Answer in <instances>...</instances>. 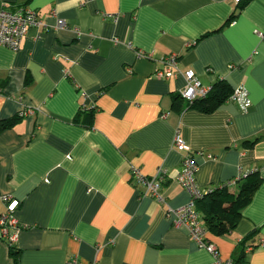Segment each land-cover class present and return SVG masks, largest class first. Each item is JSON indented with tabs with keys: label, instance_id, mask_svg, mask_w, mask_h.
<instances>
[{
	"label": "crops",
	"instance_id": "1",
	"mask_svg": "<svg viewBox=\"0 0 264 264\" xmlns=\"http://www.w3.org/2000/svg\"><path fill=\"white\" fill-rule=\"evenodd\" d=\"M1 4L36 11L41 21L18 50L0 46V123L14 119L0 131V214L2 197L18 202L22 230L12 248L19 264L211 263L167 213L189 201L173 180L185 155L172 146L176 134L196 163L200 190L258 172L235 228L206 230L205 239L224 260L252 244L244 263L264 264V0ZM57 20L66 28L57 29ZM171 54L203 86L219 79L245 88L250 108H189L178 98L181 75L155 77ZM159 168L170 177L163 202L143 194L132 175L151 177ZM0 264H14L3 239Z\"/></svg>",
	"mask_w": 264,
	"mask_h": 264
},
{
	"label": "built area",
	"instance_id": "2",
	"mask_svg": "<svg viewBox=\"0 0 264 264\" xmlns=\"http://www.w3.org/2000/svg\"><path fill=\"white\" fill-rule=\"evenodd\" d=\"M246 0H232L236 5ZM54 14V11H52ZM41 26L39 15L36 11L25 8L10 9L6 5H0V46L16 51L20 48L21 42L26 36L28 30L32 27ZM57 29L66 28V23L63 20H57ZM261 36L260 33H258ZM114 43L117 40L114 39ZM161 67L156 70L155 77L157 79L169 80L181 75L184 78L185 86L178 92L179 97L192 103L196 99L205 98L211 90V86H203L198 78L192 72L182 73L178 67V56L171 54L160 61ZM227 102L235 103L240 111L246 112L251 101L248 92L243 87L233 89L232 95ZM26 111L18 114L19 117L26 115ZM172 146L179 152H185L181 166L173 176V180L182 186L189 195V201L186 205L175 209L168 210V216L172 217V223L175 227L184 226L192 241L212 257V262L209 264H245L244 261H236L234 259H222L214 245L207 242L205 239V229L202 225L200 216L195 209L196 200L210 192L211 189L200 190L194 181V174L197 171V166L190 152L186 151V147L182 139L176 134ZM132 175L137 184L143 188V194L150 195L159 202H163L160 190L163 182L170 178L165 170L159 168L154 176L148 177L140 173L139 170L133 169ZM246 175L240 176L245 177ZM238 177L237 179H239ZM230 180L221 185L231 188L235 185V180ZM220 186V185H218ZM6 204V211L0 214V239H3L8 245H13L16 241L18 233L22 227L18 224L14 213L18 202L10 199V197H2ZM263 242L259 241V246ZM254 249L253 246H247L243 250L244 256L249 254ZM67 264H79L76 258L70 260Z\"/></svg>",
	"mask_w": 264,
	"mask_h": 264
},
{
	"label": "trees",
	"instance_id": "3",
	"mask_svg": "<svg viewBox=\"0 0 264 264\" xmlns=\"http://www.w3.org/2000/svg\"><path fill=\"white\" fill-rule=\"evenodd\" d=\"M239 8H242V5ZM232 92L233 89L224 80L218 79L211 85V90L205 98L186 103L189 108H195L203 113H210L226 103ZM178 98L181 99L179 95ZM13 121L14 119L0 123V131L8 127ZM257 140L256 138L252 141H247L246 144L251 147ZM260 181L258 172L254 171L245 177L235 180L234 191H230V188L220 184V186L211 188L210 192L196 200L195 209L200 213L205 231L208 230L217 235L231 232L237 225L242 210L251 201ZM239 244H243V241H240ZM250 246L253 245L251 244ZM9 247L14 264H19L17 259L18 252L12 248V245H9ZM243 250L236 261H243Z\"/></svg>",
	"mask_w": 264,
	"mask_h": 264
}]
</instances>
